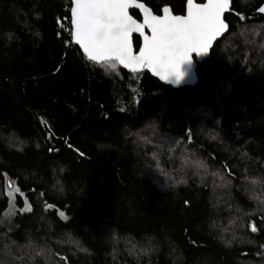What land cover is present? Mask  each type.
Returning <instances> with one entry per match:
<instances>
[{
    "label": "trees",
    "instance_id": "1",
    "mask_svg": "<svg viewBox=\"0 0 264 264\" xmlns=\"http://www.w3.org/2000/svg\"><path fill=\"white\" fill-rule=\"evenodd\" d=\"M263 3L173 87L87 59L71 0H0V264H264Z\"/></svg>",
    "mask_w": 264,
    "mask_h": 264
},
{
    "label": "snow or ice",
    "instance_id": "2",
    "mask_svg": "<svg viewBox=\"0 0 264 264\" xmlns=\"http://www.w3.org/2000/svg\"><path fill=\"white\" fill-rule=\"evenodd\" d=\"M72 4L71 23L76 40L92 61L112 69L120 64L134 72L150 70L164 80L179 84L184 77L181 65L191 60L192 53H207L226 27L222 14L229 0H208L204 5L187 0L184 16H173L168 8L164 9V15L155 16L145 9L143 23L129 15L130 8L143 7L136 5V0H72ZM259 11L264 12V7ZM145 28L151 35L143 36V46L134 54L132 34H143ZM251 227L256 230L254 224Z\"/></svg>",
    "mask_w": 264,
    "mask_h": 264
},
{
    "label": "water",
    "instance_id": "3",
    "mask_svg": "<svg viewBox=\"0 0 264 264\" xmlns=\"http://www.w3.org/2000/svg\"><path fill=\"white\" fill-rule=\"evenodd\" d=\"M208 2V0H203L202 2H198L197 0H193V3L194 4H197V5H204ZM143 5V7H132L129 9V15L132 16V14L130 13L131 10H137L140 14V20H138L137 18H135L134 16L133 19H135L138 23H143L144 22V19H145V16H144V12H145V9H147L152 15H155V16H162L164 15V9L165 8H168L169 12L171 15L173 16H184L187 14V10H188V5H187V0H185V10H184V13L183 14H174L173 11L171 10V7L169 5H164L161 7V10H160V14H156L153 12V10L148 6L146 5L143 1L141 0H136V5ZM231 6H232V0H229V4L227 6V9L226 11L222 14V19L224 21V24H225V28L224 30L221 32L220 36L216 37L213 42H212V45L209 47V51L207 53H204V54H200V55H197L196 53H192L191 54V60L190 61H185L182 65H181V71L184 73V77H183V80L179 83V84H173L167 80H164L161 78V76H157L155 73H153L152 71L150 70H146L150 73L151 76H153L154 78H156L158 81H160L161 83L163 84H166V85H170V86H173V87H181V86H185V85H188V86H193L197 83L198 81V77H197V66L199 63H202L204 62L205 60H207L210 56V52H211V49L213 48L214 44L220 40L228 31H229V27H228V24L225 20V15L230 13L232 10H231ZM73 7V4H72V0H71V7H70V24H71V32H72V41H73V44H75L76 46L79 47V49L81 50L82 54L89 60H91L89 58V54L87 52L84 51V47L82 44H80L77 40H76V37H75V27L72 25L71 21H72V12H71V8ZM264 7V3L261 5L260 8ZM259 8V9H260ZM258 9V11H259ZM261 12V11H259ZM134 35H137L140 37V45L139 47L137 48V50L135 49V46H134V41H133V36ZM144 35H151V32L145 28L144 29V32L143 34H140V33H133L132 34V37H131V43H132V47H133V52L134 54H138L141 47L143 46V43H144V40H143V36ZM92 61V60H91ZM93 62H96V61H93ZM98 63V62H96ZM118 66L126 71H133L131 68L129 67H125L124 65H120L118 64ZM134 72V71H133ZM135 72H139V71H135ZM172 79L174 80L175 79V76L172 77Z\"/></svg>",
    "mask_w": 264,
    "mask_h": 264
},
{
    "label": "rangeland",
    "instance_id": "4",
    "mask_svg": "<svg viewBox=\"0 0 264 264\" xmlns=\"http://www.w3.org/2000/svg\"><path fill=\"white\" fill-rule=\"evenodd\" d=\"M261 27H262L261 25L259 27L258 26H254V28H256V29H260ZM244 30L245 29H243L241 33H244L245 32ZM263 40H264V37H263ZM224 46L226 47V45H224ZM117 67H118V64H117ZM246 68L247 69L243 72L244 76L249 74V73H251L253 70H257V71L263 70L264 69V60H259L257 63L254 64V67H252V68H249V67H246ZM130 72H133V71H130ZM5 191H6V194L8 196V206H7V209H6L5 214H4L5 217H9L17 209L26 210V209L30 208V205H29L27 199L24 196H23L24 197L23 206H21L19 208L16 205L15 196H16L17 193H20V194H22V193L20 192V190L18 188V185L16 184L14 179H11V178L8 179V177H7Z\"/></svg>",
    "mask_w": 264,
    "mask_h": 264
},
{
    "label": "flooded vegetation",
    "instance_id": "5",
    "mask_svg": "<svg viewBox=\"0 0 264 264\" xmlns=\"http://www.w3.org/2000/svg\"><path fill=\"white\" fill-rule=\"evenodd\" d=\"M197 1L198 2H202L203 0H197ZM132 11H134L135 15H134V13ZM130 13L132 14V16H134L135 18H137L138 20H140L141 17H140V14H139V12L137 10H131ZM154 13H156V12H154ZM156 14H160V13H156ZM133 41H134L135 49L137 50V48L140 45V37L137 36V35H134L133 36Z\"/></svg>",
    "mask_w": 264,
    "mask_h": 264
}]
</instances>
